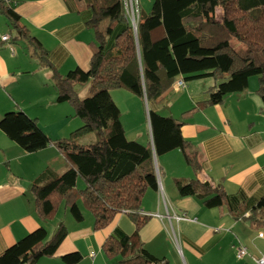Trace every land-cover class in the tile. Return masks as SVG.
Listing matches in <instances>:
<instances>
[{
	"label": "trees",
	"instance_id": "1",
	"mask_svg": "<svg viewBox=\"0 0 264 264\" xmlns=\"http://www.w3.org/2000/svg\"><path fill=\"white\" fill-rule=\"evenodd\" d=\"M79 1L85 4L86 23L97 44L88 70L77 67L65 75L52 64L41 42L20 26L14 7L2 4L0 12L29 39L42 64L53 70L56 102L71 105L83 125L70 137L52 139L36 118L21 110L5 114L0 130L27 152L53 144L67 160L63 171L46 168L33 181L31 191L41 219L54 218L65 206L80 222L87 209L94 217V229L100 230L125 212L135 224L134 234L117 231L105 240L104 251L120 256V264H167L144 247L139 235L150 219L141 212L145 193L159 188L155 155L180 149L196 174L202 164L182 134V122L161 115L155 105L180 78L184 84L213 78L216 84L208 100L183 114L191 116L203 105H218L228 95L245 91L253 76L258 77L257 93L264 103V0H154L148 13L140 10L137 33L126 17L123 0ZM234 41L239 45L234 46ZM85 83L88 93L81 97L76 86ZM120 88L147 100L152 141L127 137L111 94ZM93 132L94 141L79 142ZM79 179L85 184L82 189ZM175 184L181 196H195L208 208L227 203L232 211L231 196L221 188L197 178H179ZM248 207L252 227H263L264 195ZM67 235L63 222L51 238L40 226L3 251L0 264H37L54 256ZM61 258L66 264H78L83 255L74 251Z\"/></svg>",
	"mask_w": 264,
	"mask_h": 264
},
{
	"label": "crops",
	"instance_id": "2",
	"mask_svg": "<svg viewBox=\"0 0 264 264\" xmlns=\"http://www.w3.org/2000/svg\"><path fill=\"white\" fill-rule=\"evenodd\" d=\"M15 1L20 26L41 42L60 74L77 67L89 69L97 42L94 30L86 23L89 15L82 1ZM0 33L11 35L9 43L0 41V120L8 112L22 110L36 118L52 139L67 137L71 126L68 117L74 110L68 103L56 102L53 70L42 64L29 39L2 12ZM209 80L214 79L193 80L179 87L180 78L155 105L160 114L163 105L169 109L167 116L182 122V134L202 169L196 174L180 149L156 156L159 188H149L143 198L141 212L150 219L139 232L140 240L167 264H257L252 256L264 255L258 243L264 238L251 236L255 229L248 219V205L264 195V103L257 93L258 79L250 78L245 91L228 95L221 104L203 105L193 115L183 116L208 100L216 84ZM123 90L114 89L111 94L121 110L126 134L135 131L144 136L141 142L152 141L147 100ZM121 101L135 106L123 110ZM66 165L65 156L55 145L30 153L0 130V254L40 226L51 238L63 222L68 235L54 256L37 264H66L61 256L74 251L83 255L78 264H120L121 257L109 256L103 244L117 231L134 234L135 224L127 213H119L100 230L94 229V217L87 209L80 222L65 206L63 216L58 212L50 220L39 217L31 191L33 181L46 168L61 172ZM179 178H197L223 189L231 196L232 211L227 203L208 208L195 196H181L175 184ZM182 215L192 220L177 219ZM239 246L247 247L250 255L239 258Z\"/></svg>",
	"mask_w": 264,
	"mask_h": 264
},
{
	"label": "rangeland",
	"instance_id": "3",
	"mask_svg": "<svg viewBox=\"0 0 264 264\" xmlns=\"http://www.w3.org/2000/svg\"><path fill=\"white\" fill-rule=\"evenodd\" d=\"M153 1L154 0H139V5H140V9L142 10H146L147 12H149L150 10H151V7H152V4H153ZM143 10H142V12H143ZM221 14H222V10L219 8L218 9V11H217V15L220 17L221 16ZM105 25V24H104ZM233 45L234 46H238L239 44L236 42V41H234L233 42ZM252 79H254L253 81H257V79H258V77L257 76H253V77H251ZM209 81H214V80H209ZM88 88H89V84L88 83H85V84H78L77 86H76V90L79 92V94H80V96L81 97H85L86 95H87V93H88ZM123 89H125V90H123V91H127V93H130L131 91H129L128 89H126V88H123ZM115 94V93H114ZM131 95H133V97L134 98H137V99H139L138 98V96H136L135 94H131ZM135 95V96H134ZM120 103V106H122V108H123V110H125L126 109V107H131L132 109H133V107L135 106L133 103H129V106L128 105H126L124 102H119ZM143 106V105H142ZM143 108H144V110L145 111H147V106L144 104V106H143ZM160 112H161V114L163 115V116H167V115H169V109L168 108H165L163 105H161L160 106ZM68 120H69V122H70V124H71V126L69 127V129H68V131L66 132V136L67 137H70L71 136V134L75 131V130H77L79 127H81L82 125H83V121L80 119V118H78L77 116H74V113L72 112L71 113V115L68 117ZM140 121H141V116H140ZM73 125V126H72ZM53 134H55V133H53ZM146 134V133H145ZM96 134L95 133H88V134H86V135H84V136H82V137H80L79 138V142L80 143H82V144H88V143H90V142H92V141H94L95 140V138H94V136H95ZM127 136H128V138L129 139H132V140H144V136L143 137H141L140 135H138L137 134V132H135V131H131V130H129L128 131V134H127ZM183 153V152H182ZM184 163V162H183ZM85 187V184H84V182H83V180L82 179H79V181H78V188H80V189H82V188H84ZM63 214H64V209L63 208H61V210H59V217L60 216H63ZM71 215V214H70ZM262 231V232H264V228H259V229H255V231L254 232H252L251 234V236L252 237H256L258 234H259V231ZM259 237V236H258ZM258 243L262 246V248L264 249V241L262 240V241H258Z\"/></svg>",
	"mask_w": 264,
	"mask_h": 264
},
{
	"label": "built area",
	"instance_id": "4",
	"mask_svg": "<svg viewBox=\"0 0 264 264\" xmlns=\"http://www.w3.org/2000/svg\"><path fill=\"white\" fill-rule=\"evenodd\" d=\"M125 13L128 21L132 24V26L137 29L138 23L140 20V5L139 0H123ZM6 5L8 7H14L17 2L15 0H0V9L1 5ZM0 41L9 43L11 41V35L10 34H2L0 33ZM11 49L13 50V46H11ZM179 87H184L185 84L183 81H180L178 83ZM159 215V214H157ZM177 219L180 220H192V218L188 217L187 215L178 216ZM259 237L264 238V233L259 232ZM237 255L239 258H244L248 255H250L249 250L247 247L239 246L237 248ZM253 259L257 264H264V255L261 256H252Z\"/></svg>",
	"mask_w": 264,
	"mask_h": 264
},
{
	"label": "water",
	"instance_id": "5",
	"mask_svg": "<svg viewBox=\"0 0 264 264\" xmlns=\"http://www.w3.org/2000/svg\"><path fill=\"white\" fill-rule=\"evenodd\" d=\"M134 30H135V32L137 33V29L134 28ZM155 158H156V155H155Z\"/></svg>",
	"mask_w": 264,
	"mask_h": 264
}]
</instances>
